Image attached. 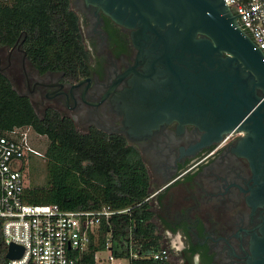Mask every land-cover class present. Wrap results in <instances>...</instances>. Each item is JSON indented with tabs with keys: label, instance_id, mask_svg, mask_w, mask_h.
Returning <instances> with one entry per match:
<instances>
[{
	"label": "flooded vegetation",
	"instance_id": "af4514ba",
	"mask_svg": "<svg viewBox=\"0 0 264 264\" xmlns=\"http://www.w3.org/2000/svg\"><path fill=\"white\" fill-rule=\"evenodd\" d=\"M70 3L88 54L87 73L75 79L62 70L37 69L22 40L0 47V70L13 75L18 92L42 110L39 115L52 109L79 133L99 130L125 139L146 169L150 223L168 245L167 262L194 264L198 255V264H251L263 235L264 205L249 198L255 170L238 145L246 134L209 141L199 127L174 119L131 135L123 101L144 67H136L130 30L83 0ZM166 231L180 233L175 247Z\"/></svg>",
	"mask_w": 264,
	"mask_h": 264
},
{
	"label": "water",
	"instance_id": "95a60500",
	"mask_svg": "<svg viewBox=\"0 0 264 264\" xmlns=\"http://www.w3.org/2000/svg\"><path fill=\"white\" fill-rule=\"evenodd\" d=\"M83 1L130 30L136 67H144L123 101L128 132L174 119L199 127L209 141L244 132L238 145L256 176L249 198L264 205V58L238 15L224 0ZM262 232L251 264H264ZM23 252L12 243L6 257Z\"/></svg>",
	"mask_w": 264,
	"mask_h": 264
},
{
	"label": "trees",
	"instance_id": "16d2710c",
	"mask_svg": "<svg viewBox=\"0 0 264 264\" xmlns=\"http://www.w3.org/2000/svg\"><path fill=\"white\" fill-rule=\"evenodd\" d=\"M18 40L37 69L62 70L75 79L87 73L88 54L70 0H0V47ZM14 127H30L47 139L42 153L47 185L26 188L28 203L57 204L62 210H126L102 220L78 264H96L95 254L106 249L107 240L115 257L137 253L129 264H170L153 258L164 245L150 223L147 172L122 136L99 130L79 133L70 119L52 109L39 115L0 70V131ZM1 222L0 264H8Z\"/></svg>",
	"mask_w": 264,
	"mask_h": 264
},
{
	"label": "built area",
	"instance_id": "2783aa9c",
	"mask_svg": "<svg viewBox=\"0 0 264 264\" xmlns=\"http://www.w3.org/2000/svg\"><path fill=\"white\" fill-rule=\"evenodd\" d=\"M238 15L242 29L252 38L264 58V0H224ZM30 127H14L0 131V220L8 246L24 248L19 258L8 264H78L80 254L90 246V235L97 232L103 219L115 213L109 207L100 210H62L57 204H32L25 200L22 173L25 156L40 155L30 142ZM108 258L100 264H122L137 258L131 250L129 258L115 257L107 240ZM155 260L168 259V247L153 253ZM105 260L104 263H102Z\"/></svg>",
	"mask_w": 264,
	"mask_h": 264
},
{
	"label": "rangeland",
	"instance_id": "374dc122",
	"mask_svg": "<svg viewBox=\"0 0 264 264\" xmlns=\"http://www.w3.org/2000/svg\"><path fill=\"white\" fill-rule=\"evenodd\" d=\"M2 1L7 2V3L11 2V0H2ZM5 73L8 77H10L15 89L20 92L21 90L19 88V85L13 78V75L9 74V72L7 71H5ZM34 107L39 114L42 113V110L39 109L38 106L34 104ZM30 142L37 150H39L42 153H45L46 146H47V139L45 136H41L31 131ZM22 173H23L24 184L26 188L33 189L35 187L46 186L47 185L46 158L42 155L39 156L36 154H29L25 156ZM174 252H176V250ZM99 258L102 260L103 259L107 260L108 252L106 250L98 252L97 259ZM105 260L102 263H104ZM97 264H99V262ZM122 264H127L126 260H123Z\"/></svg>",
	"mask_w": 264,
	"mask_h": 264
},
{
	"label": "clouds",
	"instance_id": "9594fccd",
	"mask_svg": "<svg viewBox=\"0 0 264 264\" xmlns=\"http://www.w3.org/2000/svg\"><path fill=\"white\" fill-rule=\"evenodd\" d=\"M165 235H167V236H169V237L172 238V240H173V242H174V243H173V247H175V241L179 239V237H180V233H177V234H176V237H172V234H171L170 232H167V231H166ZM176 250L179 251L180 249L177 248ZM193 261H194V264H198V262H199V256H198V255L195 256V257L193 258Z\"/></svg>",
	"mask_w": 264,
	"mask_h": 264
},
{
	"label": "crops",
	"instance_id": "0c3cea01",
	"mask_svg": "<svg viewBox=\"0 0 264 264\" xmlns=\"http://www.w3.org/2000/svg\"><path fill=\"white\" fill-rule=\"evenodd\" d=\"M100 252V251H99ZM98 253V252H97ZM97 253L95 254V259H96V264L99 262V264H100V258L99 259H97Z\"/></svg>",
	"mask_w": 264,
	"mask_h": 264
}]
</instances>
